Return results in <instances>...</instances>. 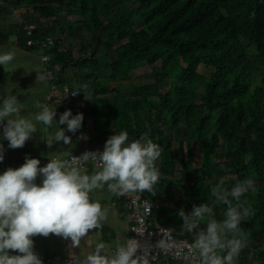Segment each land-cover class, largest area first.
<instances>
[{"label":"trees","instance_id":"1","mask_svg":"<svg viewBox=\"0 0 264 264\" xmlns=\"http://www.w3.org/2000/svg\"><path fill=\"white\" fill-rule=\"evenodd\" d=\"M4 1L23 12L19 46L50 37L57 84L92 97L76 114L95 142L126 131L160 146L156 195L142 194L177 239L193 242L179 210L208 204L222 221L211 188L252 181L234 264H264V0ZM146 64L151 76L134 80Z\"/></svg>","mask_w":264,"mask_h":264},{"label":"clouds","instance_id":"2","mask_svg":"<svg viewBox=\"0 0 264 264\" xmlns=\"http://www.w3.org/2000/svg\"><path fill=\"white\" fill-rule=\"evenodd\" d=\"M13 59L11 53L0 54V65L4 66L6 72ZM43 80L44 76L38 73L36 84ZM77 95L76 92L72 93V96ZM35 107L40 111L35 114L34 123L33 119L21 116L22 104L16 95H10L0 102V126L9 148H22L37 132V123L52 127L54 122L58 130L45 139L47 146L51 148L60 141L71 145L72 138L66 135V131L75 134L81 129L83 113L73 116L69 109L60 114L57 122L56 110L39 102ZM60 125L67 127L65 129ZM79 139H87V136ZM51 156L44 167H40L39 159L26 156L21 167L8 168L0 174V264H43L33 250L34 236L48 237L54 234L70 239L72 247L79 246L82 238L91 230H100L102 222L107 219L108 210L102 208L99 202L90 200L92 191L104 189L106 185L107 190L116 196L135 192H149L155 196V186L162 177V172L156 166L161 156L160 146L147 136L129 141L126 131L112 135L102 152L73 156L71 165ZM81 159L99 160L100 170L92 175L81 174L77 166ZM3 160L4 149L0 144V162ZM38 176L42 177L39 185L36 183ZM251 186L252 181L246 179L236 183L231 190L221 184L211 188L216 202L227 206L222 221L210 218L213 210L208 204L194 205L191 212L179 210L182 227L193 233L191 249L199 254L198 264H234L246 242L240 224L249 215V209L243 208L241 211L243 206L240 201ZM233 201H236L235 205ZM206 217V227L197 231ZM138 250L137 245L128 242L118 244L115 252L109 254L105 245L99 243L86 257L85 264H147V260L142 259L143 254H137ZM11 252L18 254L10 255Z\"/></svg>","mask_w":264,"mask_h":264},{"label":"crops","instance_id":"3","mask_svg":"<svg viewBox=\"0 0 264 264\" xmlns=\"http://www.w3.org/2000/svg\"><path fill=\"white\" fill-rule=\"evenodd\" d=\"M10 9V10H9ZM20 9H15L12 5H8L4 0H0V54L11 53L14 59L8 65V71L4 70V66L0 65V102L10 95H16L22 104L21 116L33 119L36 113L40 111L35 107L36 103L47 105L50 109L56 110V121H59L60 114L69 110L68 106L63 103L61 97L49 98L50 84L45 80L36 84L38 73L43 75V63L41 54L35 52L31 48H23L18 44L19 27L23 24V18ZM27 27V26H25ZM56 75V74H55ZM57 80V77H56ZM55 84L58 88L60 85ZM70 85V84H66ZM76 88L73 85H70ZM25 92L22 94V91ZM84 102L78 104L76 111L80 110ZM6 123V121H5ZM66 129V125H60ZM85 125L83 120L82 127L75 134L66 131V135L72 138L71 145H65L62 141L56 142L51 148L47 146V139L58 130V125L54 122L52 127H45L43 124H36L37 132L33 133L31 138L26 141L22 148H9V142L3 139V128L0 126V144H3L4 160L0 164H11L13 162H21L26 156L34 154L39 157H67L72 154L82 153L83 139L79 137L86 135L91 138V132ZM95 146L104 147L92 139ZM81 169V168H80ZM96 170L81 169V174L92 175ZM1 172L0 174H3ZM36 183H42V177L38 176ZM90 200L99 202L102 208H106L107 219L102 222L103 226L100 230H91L84 238L80 240L79 246L72 247L70 239L50 234L48 237L34 236V252L41 259L53 257L56 259H64L76 256L78 258H86L95 250L99 243L105 245V250L109 254H113L118 244L129 242L132 237V223L127 219L124 195L116 196L107 190L96 189L90 194ZM162 227V226H161ZM165 228V227H164ZM172 232V231H171ZM11 252L10 255H17ZM155 264H177L167 259H161Z\"/></svg>","mask_w":264,"mask_h":264},{"label":"built area","instance_id":"4","mask_svg":"<svg viewBox=\"0 0 264 264\" xmlns=\"http://www.w3.org/2000/svg\"><path fill=\"white\" fill-rule=\"evenodd\" d=\"M25 29L28 31V35L31 36L32 31L30 27L27 26ZM53 45L54 41L50 37L44 41L29 40L27 42L29 48L41 54L44 80L50 84L49 98L61 97L63 103L68 106L73 116H75L77 112L76 108H78V104H80L82 99V94L78 88H73L70 85L58 88L55 84L56 75L51 67L50 55L47 53L49 47ZM73 92L79 95L72 96ZM103 150L104 147L95 146L88 136L87 139H83L82 153L72 154L64 158L57 156L51 158L71 165L73 156L79 157L86 152H102ZM28 157L39 159L41 161L40 167H44L50 162L49 158L39 157L34 154H30ZM24 163L25 160L11 164H0V173L5 172L8 168L18 169ZM77 166L83 170H100L99 160L83 161L81 159L77 162ZM124 199L127 210L126 217L132 223L133 234L129 242L137 245L139 248L137 254H143L142 259H146L147 264H155L161 259L171 260L178 264H198L199 254L191 249L193 242L177 239L170 229L161 227L153 220V209L157 207L154 203L146 199L140 192L127 193ZM41 260L43 264H85L86 262V258H78L76 256L64 259L47 257Z\"/></svg>","mask_w":264,"mask_h":264},{"label":"rangeland","instance_id":"5","mask_svg":"<svg viewBox=\"0 0 264 264\" xmlns=\"http://www.w3.org/2000/svg\"><path fill=\"white\" fill-rule=\"evenodd\" d=\"M71 19H72V17H71ZM151 67L150 66H148L147 64L146 65H142L137 71H135V73H134V75L132 76V78L134 79V80H136V81H138V80H142V79H147L149 76H151ZM124 74V73H123ZM119 75H121V76H123L122 75V72H120L119 73ZM115 96V94H112V95H110L109 97H111V98H113ZM91 100H92V97L91 96H89V97H83L82 99H81V102H84V103H92L91 102ZM84 103H83V105H84ZM86 128H90L89 127V124L87 125V127Z\"/></svg>","mask_w":264,"mask_h":264},{"label":"bare ground","instance_id":"6","mask_svg":"<svg viewBox=\"0 0 264 264\" xmlns=\"http://www.w3.org/2000/svg\"><path fill=\"white\" fill-rule=\"evenodd\" d=\"M52 69H53V71H54L55 68L52 67Z\"/></svg>","mask_w":264,"mask_h":264}]
</instances>
